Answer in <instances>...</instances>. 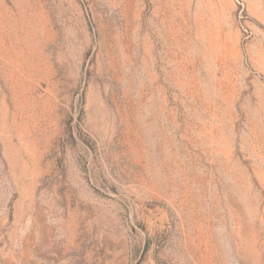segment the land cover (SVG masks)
I'll list each match as a JSON object with an SVG mask.
<instances>
[{
  "label": "rangeland",
  "instance_id": "374dc122",
  "mask_svg": "<svg viewBox=\"0 0 264 264\" xmlns=\"http://www.w3.org/2000/svg\"><path fill=\"white\" fill-rule=\"evenodd\" d=\"M0 264H264V0H0Z\"/></svg>",
  "mask_w": 264,
  "mask_h": 264
}]
</instances>
